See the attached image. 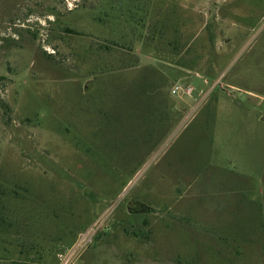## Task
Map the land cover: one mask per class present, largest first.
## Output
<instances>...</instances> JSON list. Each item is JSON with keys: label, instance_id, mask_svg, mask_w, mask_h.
Masks as SVG:
<instances>
[{"label": "rangeland", "instance_id": "rangeland-1", "mask_svg": "<svg viewBox=\"0 0 264 264\" xmlns=\"http://www.w3.org/2000/svg\"><path fill=\"white\" fill-rule=\"evenodd\" d=\"M0 264H264V0H0Z\"/></svg>", "mask_w": 264, "mask_h": 264}, {"label": "built area", "instance_id": "built-area-1", "mask_svg": "<svg viewBox=\"0 0 264 264\" xmlns=\"http://www.w3.org/2000/svg\"><path fill=\"white\" fill-rule=\"evenodd\" d=\"M185 88V89H184ZM191 87L190 86H188V87H182L181 85H179V84H175V85H173L172 87H171V93L172 94H176V93H178V92H180V91H185L186 93H189L190 91H191Z\"/></svg>", "mask_w": 264, "mask_h": 264}]
</instances>
